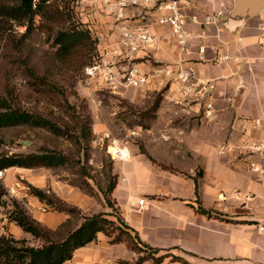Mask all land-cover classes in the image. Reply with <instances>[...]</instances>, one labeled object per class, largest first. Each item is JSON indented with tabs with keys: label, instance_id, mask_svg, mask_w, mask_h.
<instances>
[{
	"label": "crops",
	"instance_id": "0c3cea01",
	"mask_svg": "<svg viewBox=\"0 0 264 264\" xmlns=\"http://www.w3.org/2000/svg\"><path fill=\"white\" fill-rule=\"evenodd\" d=\"M218 1L224 3L226 17L234 0H186L182 5L187 15L202 19ZM255 4L246 5L245 11L260 2ZM225 17L219 26L186 25L193 34L199 29L208 34L203 59H199L196 39L190 42L191 53L183 57V65L207 82L200 101H177L176 63L180 57L172 41H164L151 56L162 62L160 69L148 61L141 62L154 71L146 88L166 86V92L150 128L139 132L144 152L135 143L120 147L127 158L113 162L117 181L111 193L130 233L158 249L155 256L165 255L160 262L146 260L140 264H264V231L257 226L264 216V186L248 168L252 160L264 169V155L221 152L223 145L264 140V39L260 30L264 9L231 23L232 27L226 25ZM219 54H227L229 59L218 63ZM208 102L212 109L205 115ZM14 168L3 172L11 173ZM26 174L39 182L35 187L43 190L47 185L67 203L81 209L91 207L89 197L79 188L47 180L34 170ZM250 194L254 197L247 199ZM141 198L144 208L138 209ZM36 199L31 197L34 205L40 202ZM198 207L209 213H200ZM31 216L42 222L34 213ZM67 218L68 214L60 215L55 226H46L54 229ZM4 222L8 224L4 234L28 238L14 222L5 217ZM112 238L98 232L63 264H134L139 253L125 241L112 243Z\"/></svg>",
	"mask_w": 264,
	"mask_h": 264
},
{
	"label": "rangeland",
	"instance_id": "374dc122",
	"mask_svg": "<svg viewBox=\"0 0 264 264\" xmlns=\"http://www.w3.org/2000/svg\"><path fill=\"white\" fill-rule=\"evenodd\" d=\"M18 2L19 0H3V3L9 5ZM0 19L2 20L0 22V95L7 97L5 87H8L12 91L16 106L44 115L58 125L70 128L73 135H77L78 127L74 123L75 118L65 112L63 98L53 93L35 90L28 74V68H33L40 74L45 73L49 81L63 87L70 104L78 109L81 106L87 107L86 110L91 117L92 136L88 143V161L82 163L86 165L91 176L86 180L92 187V194L80 190L89 197L91 207L89 206V209L76 207L81 210L82 215L93 214L95 211L104 209L108 210L107 213H114L116 209L113 210L106 205L100 191L106 188L109 181L108 165L111 163L113 166L116 160L118 163L121 162L120 159L113 158L109 150L113 147L121 150L130 143L142 145L139 132L149 129L152 121L155 120L156 113L151 118L154 112L150 109L158 98H163L166 86L158 89L120 87L112 91L98 75H90L86 72V68L97 60L94 57L93 41L85 51L73 58L60 59L54 54L56 49L54 35L57 30L65 29L68 22L48 23L41 20L40 16H36L30 32L23 36L26 33L24 26L18 25L15 21H8L2 16ZM150 62L153 65L159 64L152 58ZM0 140L3 142L0 145V154H26L52 150L67 154L73 162L75 160L80 163L79 165L82 164L84 149H79L74 138L54 134L47 128L28 125L0 128ZM73 162L53 168L15 167L11 173L2 172L0 183L6 189V195L0 202V234L7 231L8 224L4 222V217L8 220L9 212L14 210L13 201L25 208L29 214L34 213L41 218L42 225L45 222L44 226H55L59 222V216L64 217L66 213L58 212L37 199L35 201L41 206L39 203L34 205L28 185L36 186L35 184L39 182L31 181L33 177L27 176L26 173L34 170L42 178L72 184V187H76L73 185L81 184L84 176L78 168L79 165ZM40 180L43 181V179ZM43 190L58 197L47 185ZM71 220L73 226L80 221L73 216ZM24 234L28 236L24 238L26 245L42 244L41 240L32 237L29 233Z\"/></svg>",
	"mask_w": 264,
	"mask_h": 264
},
{
	"label": "trees",
	"instance_id": "16d2710c",
	"mask_svg": "<svg viewBox=\"0 0 264 264\" xmlns=\"http://www.w3.org/2000/svg\"><path fill=\"white\" fill-rule=\"evenodd\" d=\"M59 3L60 0H19L17 4L9 5L0 0V17H5L8 21H15L18 25L24 26L26 33L23 36L30 32L36 16H40L41 20L48 21V23L68 22L65 29L57 30L54 35L53 41L56 46L54 54L60 59L73 58L85 51L87 46L89 47L92 44V40L88 31L76 27L71 21L70 13L60 8ZM28 74L36 91L53 93L63 98L64 110L75 118L74 123L78 127V134L73 135L70 128L58 125L44 115L29 112L20 106H16L13 102L12 91L8 87H5L7 97L0 95V128L28 125L47 128L57 135L73 137L75 143H78L79 149H84L81 163L83 161L86 163L89 158L88 143L92 136L91 117L86 110L87 107L81 106L78 109L75 105L70 104L67 101L64 88L49 81L45 73L40 74L35 69L28 68ZM161 99L158 98L153 103L150 110H153L154 113L151 118L154 117ZM144 128H148V126H144ZM2 143V140H0V145ZM139 148L144 152L142 145L139 144ZM70 162H73V160L67 154L52 150L26 154L2 153L0 154V171L10 167L53 168ZM73 163L77 166L80 164L75 160ZM78 168L81 170L84 179L81 180V184L73 186L78 187L85 193L92 194V187L86 180L91 178L89 170L84 163L79 165ZM107 172L108 177L110 176L109 181L106 188L100 189V191L104 196L106 205L114 210L115 206L111 193L115 188L117 176L113 174L111 163L108 165ZM28 187L30 195L35 196L40 202L52 209L68 214L69 218L54 229L48 228L33 218L20 204L13 201L14 210L9 212L8 221L14 222L24 232L41 240L42 244L30 246L25 244L26 240L24 238L18 239L11 234H0V264H63L72 257L75 249L93 241L98 232L113 236L112 243L125 241L133 251L139 253L134 264H140L146 260L153 262L163 260L165 255L155 256L159 252L158 249L150 247L140 241L137 235L130 233V227L123 221L116 208L114 213L97 212L86 216L82 215L79 208L55 197L53 194L50 195L33 185H28ZM4 195H6V189L0 183V202ZM198 211L205 214L209 213L202 207H198ZM106 215L113 216L114 219H109ZM72 216L80 220L74 226L71 220Z\"/></svg>",
	"mask_w": 264,
	"mask_h": 264
},
{
	"label": "built area",
	"instance_id": "2783aa9c",
	"mask_svg": "<svg viewBox=\"0 0 264 264\" xmlns=\"http://www.w3.org/2000/svg\"><path fill=\"white\" fill-rule=\"evenodd\" d=\"M182 1L186 0H60L59 7L70 13L71 21L78 29L88 31L94 43V57L97 60L86 68V72L98 75L112 91L120 87H148L154 71L141 66V62H150L153 52L164 41H172L180 57L176 63L177 101L188 104L204 97L207 82L198 79L193 68L183 65V57L191 53L190 42L196 39L199 59H203L206 49L204 39L208 34L204 29L193 34L186 25L214 23L219 26L226 9L224 3L218 1L210 13L199 19L196 14L185 13ZM260 30L264 39V20ZM228 59L227 54H219L216 61L222 63ZM154 60L159 63L156 68L160 69L162 62ZM204 109L205 115H209L212 104L205 103ZM225 150L237 152L234 153L236 156L261 157L264 155V140L247 141L238 146L223 145L221 152ZM248 168L256 173L257 180L264 186V169L252 160L248 161ZM253 197L250 194L246 198ZM143 203V198L138 200V209L144 208ZM257 226L264 231V216Z\"/></svg>",
	"mask_w": 264,
	"mask_h": 264
},
{
	"label": "water",
	"instance_id": "95a60500",
	"mask_svg": "<svg viewBox=\"0 0 264 264\" xmlns=\"http://www.w3.org/2000/svg\"><path fill=\"white\" fill-rule=\"evenodd\" d=\"M257 1H259L260 4H258L251 11H245L244 7L246 5L250 3H252L253 5H256L255 3ZM262 9H264V0H234L232 8L228 11L225 17L226 25L230 27L231 23L235 21L240 22L246 19L247 17H251L257 14Z\"/></svg>",
	"mask_w": 264,
	"mask_h": 264
},
{
	"label": "bare ground",
	"instance_id": "6f19581e",
	"mask_svg": "<svg viewBox=\"0 0 264 264\" xmlns=\"http://www.w3.org/2000/svg\"><path fill=\"white\" fill-rule=\"evenodd\" d=\"M122 149H125V148H122ZM109 151L113 154L114 157H118L120 159H126L127 158L126 155H125V157L122 156L123 153L118 148L113 147V148H110Z\"/></svg>",
	"mask_w": 264,
	"mask_h": 264
}]
</instances>
